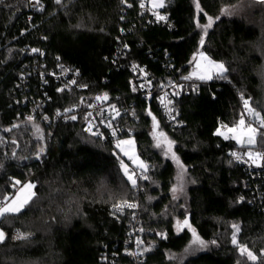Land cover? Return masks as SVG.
I'll list each match as a JSON object with an SVG mask.
<instances>
[{"label":"trees","instance_id":"16d2710c","mask_svg":"<svg viewBox=\"0 0 264 264\" xmlns=\"http://www.w3.org/2000/svg\"><path fill=\"white\" fill-rule=\"evenodd\" d=\"M139 3L39 0L31 8L27 0H0V199L12 198L26 182L35 185V196L21 212L0 217L6 234L0 264H104V254L113 264H264V168L248 172L230 159L244 146L215 134L222 124L239 120L243 99L264 116V5L164 0L158 9L168 13V27L142 22ZM239 4L246 5L240 14H222ZM209 16L214 22L205 35L197 24L206 25ZM198 50L228 71L223 78H193L195 88L173 95L176 118L167 121L155 94L149 104L141 95L129 61L144 65L156 88L169 77L186 75ZM65 68L76 74L75 83L50 74ZM105 94L106 102L134 111L121 118L132 132L118 139L133 136L148 166L143 173L148 179L140 177L135 188L121 171L112 139L86 128L84 108ZM33 103L38 110L29 120L25 113ZM153 116L175 142L191 179L187 213L178 216L183 222L188 214L191 227L209 244L180 260L171 255L183 251L190 233L176 231L165 211L175 170L153 145ZM124 200L138 205L144 230L138 262L126 253L132 210L113 207ZM232 222L239 224V243L249 246L256 261L232 244ZM15 228L32 236L13 241Z\"/></svg>","mask_w":264,"mask_h":264},{"label":"snow or ice","instance_id":"6c2138e0","mask_svg":"<svg viewBox=\"0 0 264 264\" xmlns=\"http://www.w3.org/2000/svg\"><path fill=\"white\" fill-rule=\"evenodd\" d=\"M39 2V0H37ZM57 3H60L61 0H56ZM256 3L264 5V0H255ZM152 5L154 8H163L164 7V0H152ZM141 7H144L143 4H141ZM197 10L200 11V6L199 3L196 4ZM222 14H231L229 9H223ZM156 15L157 20H166L165 16H161L158 13H154ZM216 19H219L217 17ZM213 18L208 17V23L206 25H199L197 24L198 27H203L204 34L207 35V29L211 28L213 25ZM204 44V38L201 37L200 40V45L203 46ZM33 51H38L37 49H33ZM200 56V61H198L195 65L194 71L189 75L183 77L184 80H190V79H198L201 81H208L212 80L214 77L216 78H223L224 73L228 71V69L225 67L223 63L215 62L211 60L209 57H207L203 52L199 53ZM202 61V62H201ZM135 67V66H134ZM141 71H143L141 69ZM75 83V81H73ZM135 90V89H134ZM195 90V89H194ZM62 91V89H61ZM243 99V96L241 97ZM97 99H107V95L103 97H97ZM163 103V98L161 100ZM168 103H171L169 101ZM243 106H244V111L240 114L239 120L233 125V126H228L222 124L220 128L217 129L216 135L222 136L225 140H235L237 144L241 146L247 145L249 149L253 148L256 143H257V135H260L262 139H264V132L261 131V129H264V116L261 115L260 112L256 111L254 108L251 107L250 101L248 99H243ZM113 109L115 110V106H113ZM66 111H71V109H68ZM169 111H171L169 109ZM150 116L151 111L148 113ZM89 115H91L89 113ZM117 115L119 113L117 112ZM246 116L253 117L255 121L258 122V126H253V123L251 122H246ZM29 120H32V117H28ZM71 119H76L75 116H72ZM153 128H152V137L156 141V147H161V145H167V148L165 150V156H168L171 154V159L177 164V166L181 169V172L178 176V184L172 188L173 192V199H176V193L177 192H183V176L184 172L186 171L184 169V166L180 163L179 158L175 155V152L172 151V146L174 145V141H171L168 139V137L163 133L162 131H159V123L156 120V118L153 116ZM16 125H14L15 127ZM108 126H111L110 124ZM221 129H225V131H222ZM39 130V129H38ZM90 130V129H89ZM115 135V133H113ZM15 143V141H13ZM132 145L133 146V152L130 153L123 148H121L122 151H124L125 155H128L130 159L133 160L134 163L137 164V166L141 169V178L142 179H148L146 175H143V173L147 172L148 166L139 159L138 156L134 155V141L132 140H127V141H119L117 143V147H121L122 145ZM43 151V149H41ZM231 155L236 159L240 160L241 156L238 155L236 152L231 153ZM246 155L248 159L253 163L256 164L258 167L261 166L259 164V161L264 160V153L261 152H254V151H247ZM121 168L124 171V175L127 177V179L131 182L133 188L137 187V180L134 178L136 176V173L129 172V169L127 165L121 161ZM15 184H20V181H16ZM15 186V185H14ZM35 188V185L32 183H27L24 184L17 195L12 198L9 202V198L5 197V201L3 203V206H0V217L5 216L6 214H16L21 212L32 200V198L35 196V192L33 189ZM151 199V198H149ZM243 199V198H241ZM113 207L117 211H122L124 207L128 208H135L137 207L136 204L129 203L128 201L124 200L121 201L118 204L113 205ZM177 231H182L184 228H188L189 231L192 232L193 235V244H199L201 247H205V242L200 239V237L197 235L195 229L191 227V225L188 222V219L185 218L183 222L177 221L176 224ZM233 228L235 229V232L232 236V243L234 245H237L240 249V254L241 255H247V258L249 260L255 261L257 259L256 255H254L245 245H238L237 237H236V232H239V226L238 225H233ZM143 231V229H141ZM162 238H166L163 233L160 234ZM30 234H24V233H18L15 237V239H28ZM6 238V234L3 232V230H0V242H3ZM142 243L141 241L137 240V245ZM213 244L216 243V241H212ZM148 249H145L147 251ZM187 251V249H186ZM172 258V257H170Z\"/></svg>","mask_w":264,"mask_h":264},{"label":"built area","instance_id":"2783aa9c","mask_svg":"<svg viewBox=\"0 0 264 264\" xmlns=\"http://www.w3.org/2000/svg\"><path fill=\"white\" fill-rule=\"evenodd\" d=\"M28 5L31 8H36L39 4L37 0H27ZM141 4L144 5V7H141ZM138 12L140 14H143V21L142 22H148L151 24H163L168 27L171 26V22L169 20V15L168 13L161 11L159 9H151L147 6L146 3L140 1L139 7H138ZM154 13H158L161 16H165L166 20H157L156 15ZM140 22V24L142 23ZM135 66V67H134ZM129 69L133 72L134 76L139 82V86L141 89V95L145 98H148V96H152L155 94L156 96V103L158 106V109L160 110L162 116L167 120V121H173L176 118V112L174 111V107L171 106V103H168L169 101L172 102V97L179 91H184L186 92L188 88H195L196 83L190 80H184L183 75L179 76H173L167 78L163 83L158 85V87L154 88V79L153 77L149 76L146 67L144 65H140L136 63L133 60L129 61ZM141 69L143 71H141ZM39 74H44L42 71L39 72ZM52 77L59 78V77H65V78H70L68 82L70 84L73 83L74 78L76 77V74H72L71 71L67 68L62 69V72L57 74V73H50ZM72 76V77H70ZM66 81V80H65ZM68 82H65L63 86L69 85ZM78 88H81V85H78ZM163 98V103L161 102ZM27 97L24 98V101H27ZM44 102H41V105ZM113 106H115V110L113 109ZM77 107H74L73 109L75 110ZM169 109L171 111H169ZM38 110L36 103L32 104L31 109L26 112L25 114L27 116H33L35 112ZM244 111V106L242 107L241 113ZM117 112L119 115H117ZM133 109L132 107H128L124 103L121 105H115L106 102V100H98V99H93L91 100L87 106L83 110V114L85 117V123H86V128L90 129L92 133H94L96 136L100 138H110L113 141V144L116 143L118 137L124 133L128 134L131 133L132 130L129 126H127L123 120H121L122 117L125 116H133ZM89 113L91 115H89ZM240 113V114H241ZM42 119L46 121V118L42 116ZM246 122H251L254 125V118L250 116H246ZM111 126H108V125ZM115 133V135H113ZM236 152L238 155L241 156L240 160H236L231 153ZM258 152L264 153V141L262 144V147ZM230 153V159L242 164L248 172H251L253 169H263L264 168V160L259 161V164L261 166H257L256 164H253L247 157L246 153H244L241 150H234ZM136 176L134 177L136 180H138L141 177V171L135 170ZM0 206H3V202L0 199ZM123 209H128V207H124ZM132 210L131 212V222H130V227H129V239L127 240V243H130V247L126 251L128 255L131 256V258L138 262V260H141L142 257V246L141 243L137 245V240L142 242V234L144 232L141 231L143 227L140 225L138 218H137V210L138 207L135 208H129ZM161 234V233H160ZM161 236V235H160ZM162 237V236H161ZM102 259L104 261V264H113L112 262L109 261V258L107 255H103Z\"/></svg>","mask_w":264,"mask_h":264},{"label":"rangeland","instance_id":"374dc122","mask_svg":"<svg viewBox=\"0 0 264 264\" xmlns=\"http://www.w3.org/2000/svg\"><path fill=\"white\" fill-rule=\"evenodd\" d=\"M140 1H142V2H144V3H146L147 4V6L149 7V8H151V9H158V8H154L153 7V5H152V0H140ZM244 5V4H243ZM246 8V5H244V6H242V4L240 5H235L234 7H228L227 9H229L230 10V13L231 14H236V13H238V14H240L241 12H242V10H244ZM201 52H203L207 57H209L211 60H213V61H215V62H219V63H222V62H220V61H217V60H214V59H212L209 55H208V53L206 52V51H204V50H198V51H196V52H194V54L192 55V57H191V60H190V65H189V71H188V73L186 74V75H183V76H189L193 71H194V69H195V65H196V63L198 62V61H200V56H199V53H201ZM202 62V61H201ZM263 76V75H262ZM263 78H264V76H263ZM193 79H190V81H192ZM251 105V104H250ZM251 107L252 108H254L252 105H251ZM255 109V108H254ZM256 110V109H255ZM257 111V110H256ZM235 124V123H234ZM233 124V125H234ZM233 125H231V126H233ZM230 126V127H231ZM257 126H258V122H257ZM159 131H162V129L161 128H159L158 129ZM222 131H225V129H221ZM263 131H264V129H262ZM163 132V131H162ZM152 133V132H151ZM164 133V132H163ZM166 135V134H165ZM167 136V135H166ZM168 137V136H167ZM152 139H153V137H152ZM168 139L169 140H171L169 137H168ZM127 140H132V141H134V155L135 156H138V154H137V150H136V145H135V140H134V138H133V136H127V137H124V138H121V139H118L117 141H116V143H115V148L117 149V151L120 153V155H121V161H123V163L125 164V165H127V167H128V169H129V172L131 173V172H133V171H135V170H138V171H141V169L137 166V164L136 163H134L133 162V160L132 159H130L129 158V156L128 155H125L124 154V151H122L121 150V148H123L124 150H126V151H128V152H130V153H132L133 152V146L132 145H127V144H125V145H122L121 147H117V143L119 142V141H127ZM172 141V140H171ZM263 141H264V139H262L261 138V136L260 135H257V143H256V145L253 147V148H251V149H249V147L247 146V145H245L243 148H244V153H246L247 151H249V150H251V151H254V152H258L259 150H260V148L262 147V144H263ZM153 145L155 146V148H157L158 150H159V152H160V154L163 156V157H166V158H169L171 161H172V163H173V165H174V176H173V182H172V185H171V188H170V195H171V201H170V203H168L169 205L167 206V208H165V211L168 213V215L170 216V217H172V219H173V226H174V228H175V230L177 231V227H176V224H177V221H181L182 222V220H183V218H181V217H179L178 216V213L179 212H183V213H187V210H186V206H185V203H186V198H187V188H188V186L190 185V183H191V179H190V177H189V175H188V173H187V169H186V167L181 163V161H180V159H179V161H180V163L184 166V169L186 170L185 172H184V176H183V192H177L175 195H176V199H173V192H172V188L174 187V186H176L177 184H178V176H179V174H180V172H181V169L177 166V164L171 159V154H169L168 156H165V150H166V148H167V145H161V147H156V141L153 139ZM241 146V145H240ZM172 151L174 152V149H173V146H172ZM175 155H176V153H175ZM177 156V155H176ZM139 157V156H138ZM178 157V156H177ZM179 158V157H178ZM139 159L140 160H142L140 157H139ZM143 161V160H142ZM120 168H121V162H120ZM121 171H122V173L124 174V171H123V169L121 168ZM125 176V175H124ZM126 177V176H125ZM126 179H127V177H126ZM27 183H29V182H26V183H24V184H27ZM24 184H22L21 186H19L17 189H16V191H15V193H14V195H13V197L12 198H14L16 195H17V193L19 192V190H20V188L24 185ZM152 185H155V183L154 182H152L151 183ZM12 198H10L9 199V202H10V200L12 199ZM149 198H151V199H149ZM147 200H149V201H151V200H154V197H152L151 195H148V197H147ZM4 201H5V198L4 199H2V202L4 203ZM129 202V201H128ZM119 203V202H118ZM118 203H116V204H118ZM137 207H138V205H137ZM233 225H238L239 226V224L238 223H231L230 224V228H231V233H230V240H231V242H232V236H233V234H234V232H235V229L233 228ZM193 228V227H192ZM186 230H188V228H185ZM188 232L190 233V240H189V242H188V244L186 245V247L183 249V251L182 252H180V253H178V254H172L171 256L174 258V259H178V260H180V259H183L184 257H187V256H189V255H192V254H194L195 252H197V251H200V250H203V249H205V248H207L208 246H209V244L207 243V242H205V247H201L199 244H193L192 243V241H193V235H192V232L191 231H189L188 230ZM18 233H24V232H22L19 228H15V229H13L12 230V232H11V236H12V240L13 241H15V240H18V239H15V237H16V235L18 234ZM238 233L239 232H236L235 234H236V237H237V241H238ZM24 234H30V236H32V234L31 233H29V232H27V233H24ZM29 236V237H30ZM201 239V238H200ZM202 240V239H201ZM233 244V243H232ZM238 245H245V246H247V248L255 255V253L249 248V246L247 245V244H240L239 243V241H238ZM238 247V246H237ZM147 248V247H146ZM186 249H187V251H186ZM238 250H239V253H240V249H239V247H238ZM263 252V251H262ZM246 255V254H245ZM247 256V255H246ZM257 257V256H256ZM258 258V257H257ZM252 261V260H251ZM256 261V260H255Z\"/></svg>","mask_w":264,"mask_h":264},{"label":"water","instance_id":"95a60500","mask_svg":"<svg viewBox=\"0 0 264 264\" xmlns=\"http://www.w3.org/2000/svg\"><path fill=\"white\" fill-rule=\"evenodd\" d=\"M200 47H201V45L199 44V48H200ZM151 99H152V96H151V95L148 96V98H147V103H148V104L150 103ZM186 218L188 219V222H189V215H188V214L186 215Z\"/></svg>","mask_w":264,"mask_h":264}]
</instances>
